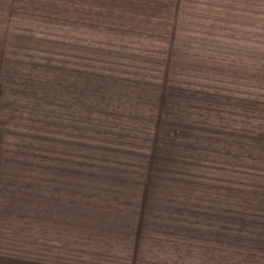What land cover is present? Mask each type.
<instances>
[{
    "label": "rangeland",
    "instance_id": "obj_1",
    "mask_svg": "<svg viewBox=\"0 0 264 264\" xmlns=\"http://www.w3.org/2000/svg\"><path fill=\"white\" fill-rule=\"evenodd\" d=\"M5 264H264V0H0Z\"/></svg>",
    "mask_w": 264,
    "mask_h": 264
},
{
    "label": "crops",
    "instance_id": "obj_2",
    "mask_svg": "<svg viewBox=\"0 0 264 264\" xmlns=\"http://www.w3.org/2000/svg\"><path fill=\"white\" fill-rule=\"evenodd\" d=\"M0 264H5V261H3L2 259H0Z\"/></svg>",
    "mask_w": 264,
    "mask_h": 264
}]
</instances>
